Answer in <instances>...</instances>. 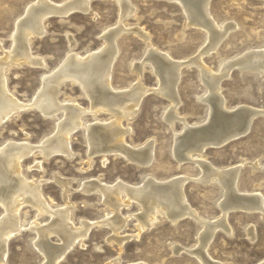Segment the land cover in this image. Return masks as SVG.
I'll return each mask as SVG.
<instances>
[{
  "label": "rangeland",
  "instance_id": "374dc122",
  "mask_svg": "<svg viewBox=\"0 0 264 264\" xmlns=\"http://www.w3.org/2000/svg\"><path fill=\"white\" fill-rule=\"evenodd\" d=\"M35 1L0 0V60L11 50V35L17 21ZM65 1L49 0L53 4ZM127 1L133 13L125 18H121V8L116 0H89L86 10L74 9L67 15L49 16L45 20V32L42 36H33L30 45L31 54L45 62L44 65L13 62L5 66L4 74L9 94L30 105L42 79L59 68L70 48L80 56L99 50L104 46L105 32L120 23L125 30L116 39L118 54L112 67V85L116 90L130 89L140 79L150 89L142 96L133 118L121 121L123 128L130 129L124 140L131 145L152 140V163L139 166L112 153L106 156L94 154L89 158L84 127H79L69 138L70 156L58 153L47 158L35 149L22 160L21 176L32 183H40L43 198L52 208L70 206L69 220L74 227L80 226L82 221L100 222L113 214L98 190H84L86 182L96 180L114 185L121 181L141 185L148 175L165 181L178 175L187 177L183 192L188 206L202 218L216 220L221 216L224 191L215 180L205 182L200 179L202 167H198L193 158L179 162L175 158L173 142L175 134L183 130L182 121L174 119L170 124L167 120L171 103L155 90L159 80L151 65H140V76L136 70L148 51V44L154 45L159 52H167L173 60L187 61L204 47L207 33L188 24L185 12L175 0ZM207 10L216 23L234 25L215 50L202 55L203 65L211 72L221 73L224 64L264 48V0H210ZM141 34H146L148 39ZM230 67L220 82L225 109L247 105L260 112L244 133L218 145L210 144L202 154L217 167L241 164L239 188L264 196V72L236 65ZM200 75L195 64L184 65L177 85V115L194 127L206 124L211 113L209 104L203 100L207 89ZM57 98L82 108L90 107L80 86L70 80L59 87ZM82 118L83 124L106 123L113 115L100 111L95 116L87 113ZM61 119V111L45 116L34 106L21 109L0 124V147L12 141L38 146L55 133ZM140 211L141 206L135 201L120 209V215L128 217L120 236L137 234L121 247L110 239L113 234L107 226L96 223L83 244L76 243L59 264H201L190 253L197 246L203 228L199 220L187 215L172 222L166 215L158 213L157 221L151 227L137 233L136 215ZM5 214L0 206V219ZM20 217L21 231L7 241L6 261L0 264H43V256L34 247L37 232L30 226L35 222L46 224L52 218L48 213L39 214L30 204L22 206ZM226 219L228 230L217 228L207 246L209 258L219 264H261L264 261V218L258 212L233 208ZM250 226L253 237L247 233ZM49 240L52 244L61 243L55 234L50 235ZM174 247L180 248L179 252H175Z\"/></svg>",
  "mask_w": 264,
  "mask_h": 264
},
{
  "label": "bare ground",
  "instance_id": "6f19581e",
  "mask_svg": "<svg viewBox=\"0 0 264 264\" xmlns=\"http://www.w3.org/2000/svg\"><path fill=\"white\" fill-rule=\"evenodd\" d=\"M116 1L121 8V18L133 13L127 0ZM175 1L185 12L188 24L196 25L207 33L206 44L195 57L187 61L173 60L167 52H159L153 48L154 45L148 44V51L143 61L141 60L136 67L137 75L140 76V65L145 63L151 65L159 80L155 90L168 98L171 103L167 112V120L173 124L174 119H179L183 124V130L175 134L173 154L178 162L193 158L198 163V167L199 165L202 167L200 177L202 181L215 180L220 184L224 191V199L220 204L221 216L216 220H208L199 216L188 206L183 192L187 177L178 175L165 181L148 175L141 185L127 184L121 181L114 185L102 184L96 180L86 182L84 190L86 192L98 190L113 214L100 222L82 221L80 226L74 227L69 220L70 206L52 208L43 198L40 183H32L21 176L22 160L35 149H39L47 158L58 153L70 156L69 138L79 127H84L89 158L94 154L106 156L112 153L134 161L139 166H148L154 157L152 140L132 145L124 140L130 129L123 128L121 121L133 118L142 96L150 89L146 88L140 79L133 86L131 85L130 89L116 90L112 85V67L118 54L116 39L125 30L120 23L105 32L102 38L104 39L103 48L84 56L78 55L70 48L59 68L42 79L41 87L30 105L20 102L9 94L4 74L6 65L20 61L39 66H43L45 63L40 58L33 56L30 51L31 38L42 36L45 32V20L57 13L67 15L74 9L86 10L89 4V0H66L59 4H53L49 0H37L26 9L24 16L22 15L23 17L17 21L11 35V50L0 60V124L17 111L29 106L36 107L45 116H53L56 112L61 111L62 119L58 121L55 133L38 146L12 141L0 147V206L6 213L0 219V263L6 261L7 241L11 236L21 231L20 210L24 204L33 205L39 214L48 213L52 218L46 224L39 225L35 222L32 227L30 226L37 232L38 238L34 241V247L43 256V264H59L76 243L83 244L90 228L96 223L107 226L113 234L110 239H114L121 247L128 238L137 235L124 234L120 236V232L128 220L127 216L120 215V209L128 207L131 201H135L141 206V211L136 215L137 233L144 228L151 227L157 221L158 213L166 215L172 222L187 215L199 220L203 228L198 235L197 246L190 253H193L201 264H219L209 258L206 249L217 228L228 230L226 216L230 209L240 208L247 212H258L264 218L263 194L256 191L244 192L239 188L238 177L241 164L217 167L209 163L202 154L208 145L221 144L231 137L244 133L255 115L260 112L252 108L253 106L247 105L233 110L225 109V102L220 94V82L232 65L264 72V48L252 50L238 59L224 64L221 73L211 72L203 65L202 55L215 50L229 28L234 25L218 24L208 16L207 9L210 0ZM135 32H139V30L135 29ZM141 35L148 39L146 34ZM189 64H195L199 68L201 80L207 89L206 97L203 100L209 104L211 112L207 123L198 124L197 127L177 115L179 103L177 85L181 78L182 67ZM66 80L76 82L80 86L89 99L90 107L82 108L76 103L58 100L59 87ZM100 111L112 114V120L106 123L95 121L83 124V115L89 113L95 116ZM257 166L254 167L257 168ZM247 233L253 237L254 231L251 226ZM52 234L58 236L61 243L52 244L49 240ZM179 250L180 248L174 247L175 252H179ZM261 264H264V261Z\"/></svg>",
  "mask_w": 264,
  "mask_h": 264
}]
</instances>
